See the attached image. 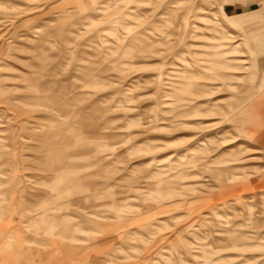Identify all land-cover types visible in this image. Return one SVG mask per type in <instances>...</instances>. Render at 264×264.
<instances>
[{
    "label": "rangeland",
    "instance_id": "obj_1",
    "mask_svg": "<svg viewBox=\"0 0 264 264\" xmlns=\"http://www.w3.org/2000/svg\"><path fill=\"white\" fill-rule=\"evenodd\" d=\"M0 264H264V0H0Z\"/></svg>",
    "mask_w": 264,
    "mask_h": 264
}]
</instances>
